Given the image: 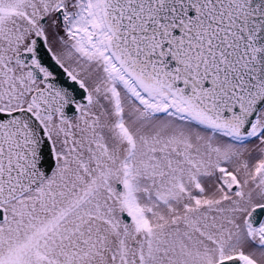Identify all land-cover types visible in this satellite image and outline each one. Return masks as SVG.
<instances>
[{
  "label": "snow or ice",
  "instance_id": "1",
  "mask_svg": "<svg viewBox=\"0 0 264 264\" xmlns=\"http://www.w3.org/2000/svg\"><path fill=\"white\" fill-rule=\"evenodd\" d=\"M0 264H264V0H0Z\"/></svg>",
  "mask_w": 264,
  "mask_h": 264
}]
</instances>
